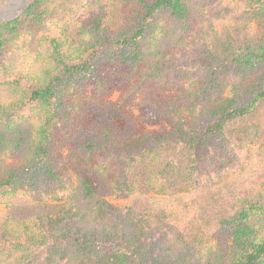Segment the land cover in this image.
I'll return each mask as SVG.
<instances>
[{
    "label": "trees",
    "instance_id": "obj_1",
    "mask_svg": "<svg viewBox=\"0 0 264 264\" xmlns=\"http://www.w3.org/2000/svg\"><path fill=\"white\" fill-rule=\"evenodd\" d=\"M73 1L32 0L0 23V60L21 37L50 34L44 47L52 61L43 74L4 86L38 127L32 138L34 123L12 126L0 118V156H14V163L0 165L6 208L0 264H264V189L244 193L222 180L199 194L206 202H180V211L174 206L182 198L177 192L195 190L203 153L230 150L237 129L264 111V0H124L116 31L96 19L78 45L54 34L53 21ZM219 4H225L219 21H211L208 10ZM207 22L212 32L202 28ZM195 30L203 47L176 76L195 83L197 92L169 102L162 84L154 86L173 68L164 63L169 50L162 42L170 31L188 36ZM125 69L142 72L129 99L152 83L141 108L160 131H145L131 112L103 101ZM89 86L93 97L84 95ZM64 148L71 152L67 161ZM153 177L166 179L169 197L162 202L149 198ZM59 192L67 200L49 203ZM111 194L131 200L116 206L106 200Z\"/></svg>",
    "mask_w": 264,
    "mask_h": 264
},
{
    "label": "rangeland",
    "instance_id": "obj_2",
    "mask_svg": "<svg viewBox=\"0 0 264 264\" xmlns=\"http://www.w3.org/2000/svg\"><path fill=\"white\" fill-rule=\"evenodd\" d=\"M32 0H13V1H0V23L13 18L17 13L23 9ZM229 2L231 0H228ZM124 0H74L67 7L62 9L59 16L54 23V34L57 36H67L72 44H77L83 40L88 39V30L92 23L96 19H102L105 23L112 27L111 30L116 31L120 22L124 20L123 7L125 6ZM225 5V4H224ZM224 5H217L210 8L208 18L212 21H219L218 13L221 7ZM203 29L208 32H212L210 29V23L207 22L202 26ZM253 30L257 31V24L253 23ZM50 34H36L34 36H23L16 41V43L9 49L6 56L0 60V118L4 119L5 123L17 126L19 123H25L32 125V138L37 130V121L33 119V115L22 113L17 110V107L13 105L14 98L9 95L5 85L9 84L13 86L15 81L21 77L29 75H36L37 73L43 74L47 68L52 66L48 54L45 52L44 42ZM181 33L170 31L167 35V40L162 42L164 50H169L166 57L163 55L164 63L173 68L161 73L155 81L154 86H158L159 83L163 86V93L169 102L178 103L181 96H195L197 92V85L190 82L186 78H179L176 76L177 70L184 67L187 60L197 52L203 46V36L199 34L197 30L191 32L188 36H183ZM205 36V34H204ZM15 56V57H14ZM11 57H14L15 62L9 61ZM115 65H110L116 72L121 70ZM169 67V66H168ZM124 79H120V86L113 89L103 101H111L125 110L131 112L137 117V121L145 131L155 129L160 131L159 127L154 126L146 118L141 103L146 97V93L149 94V86H144L139 90H136L135 96L129 99L127 96L128 89H136L137 85L141 83L140 75L142 72H135L131 70H123ZM178 75V74H177ZM117 75H112L109 72V78H116ZM146 78V77H145ZM127 81V83H126ZM152 81V79H151ZM158 83V84H157ZM122 85V88H120ZM153 90V88H152ZM224 96L228 98L230 96V89L225 88ZM85 96L93 97L95 95V86H89L84 91ZM1 110H3L1 112ZM6 110V112H5ZM32 120V121H31ZM256 123L257 126L252 125ZM248 126L242 125L237 129V135L234 140L228 145L230 150L220 151L219 148L211 153H203L202 159L198 160L199 169L193 174L194 187L193 192L180 191L176 193V197H182L181 199H175L174 206L181 210V203L184 201L198 203L206 202L208 197H198L200 193H209L211 187H219L222 185V180L227 181L230 185L235 184L239 190L244 193L251 191V189H264V111L259 115L255 121ZM165 126L170 128L169 124ZM71 152L68 148H64L61 151V157L64 160H68ZM14 163L13 153L8 151L0 156V165L6 166ZM69 168V163H67ZM97 164H107L103 161H99ZM67 174L70 179V184L75 185L76 175L72 169H68ZM209 178V180H208ZM166 179H160L153 177L152 190L149 194V198L152 202L164 201L169 195L164 192V183ZM188 182V181H187ZM206 182L207 188L203 189V184ZM199 188V189H198ZM225 192V190H224ZM20 194H23L21 192ZM221 195H214L216 199L221 198ZM49 203L62 204L67 200L66 192H59L52 198L47 199ZM106 200L116 206L125 207L129 204L131 197L124 198L111 194ZM5 203L1 202L0 212L5 211ZM197 219H202L201 214L197 213ZM260 229L264 232V224L261 223ZM208 234V233H207ZM206 234V235H207ZM207 236L205 240H207ZM217 244V241L211 242ZM228 254L231 256L233 249L232 243H227Z\"/></svg>",
    "mask_w": 264,
    "mask_h": 264
}]
</instances>
